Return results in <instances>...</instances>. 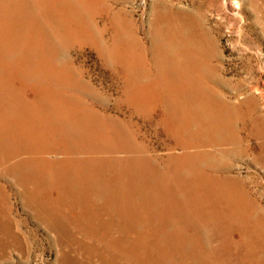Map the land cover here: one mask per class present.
<instances>
[{
	"label": "rangeland",
	"instance_id": "rangeland-1",
	"mask_svg": "<svg viewBox=\"0 0 264 264\" xmlns=\"http://www.w3.org/2000/svg\"><path fill=\"white\" fill-rule=\"evenodd\" d=\"M71 1L73 3H75L76 1L78 2V0H71ZM196 1H199V0H196ZM209 1L210 0H205L204 5L202 6V10L204 11V15H202L203 17L199 16V13L198 14L196 13V15L198 17L196 16V18H194V16H192V17H190L189 20H187V21L185 20V23H187V25H188V32L191 33V36L189 37V39L191 38L193 40V44H194L193 48L194 47L195 48H200L201 50H203L205 48L204 46L202 48V42H203V39H204V35L207 33L206 39L207 38L208 39L206 41H208L207 42L208 45L203 51H210V55H212V58L214 59V60L211 59V63H213V65L216 68L218 66H221L223 68L226 76L231 79V84L229 86H227V87L226 86H222L221 87L222 92L225 94V96L228 99H231V100H233L235 102H240V100H242L244 97H246L249 93L254 95L257 98L256 100H254V102L257 103V107H258V113L257 114L260 115V117H258V118H260V119H261V117L264 118V0H213L212 4H210ZM174 2H175V6L176 7H183L185 9H188V8L191 7V4L193 3V0H175ZM109 3L110 4L112 3L111 13H112V11L114 13H116V15H115L116 16V21L115 22L117 24H119V25L127 22V24H129L131 26V28H129V29H126L127 27H124V29H123L124 31L122 30V32H125L123 34H125L126 38L127 37H128V39L130 37L132 38V37L135 36V34H136V37H139L140 44L138 43L139 44L138 48H136L135 51L132 50L133 52L132 51L128 52V55H127V56H129L128 58H130V60L133 59L132 62H134L136 60V62L138 63V65H137V63L134 62V64L136 65L135 71H137V72L134 73V77H133V75H131L132 78L130 76V79H131L130 82H128L126 80L125 69H124V67L122 65H120L121 63L119 64L117 59L115 60V59H113L111 57H109V59L106 60L107 59L106 58V53H104V54L101 53L103 49L104 50L105 49L106 50H110V46L111 45H109V43L107 44V41L110 42V40H112L113 33H114V30H112V29L111 30L109 29V30H107L106 32L103 33L104 27L106 25H108V22H109L108 13H107L108 11H106L107 7L109 6ZM152 4H153V0H107L106 2H105V0H103V1H100V2L96 3V5H94L95 9L97 7H99L98 9H96L97 11L100 10L102 12V13H100L97 16V18H95V20L93 18L94 16H91L92 15L91 10H90L91 7L89 9H88V7H83L85 10L80 7V12L82 14V19L77 18V22L78 23L80 22L79 23V27H78L80 29L77 28V31H78L77 35L78 36L76 37L75 41H74V38L70 34L62 32L61 28L58 29V31H60V33H62V35H60V34L56 35V33L54 34V30L56 29L55 28L56 22L53 19H51L49 21L46 16H43V14H42L43 13V11H42L43 9H41V7L36 5V6H34V8L31 7L29 9L30 11L32 10L31 11V15L33 17L32 16H28L26 14L25 15L26 17H23V19H21L20 23L22 24V27H20L16 23L13 25V23L11 22V25L13 26V28L11 26V30L12 31H10L9 29L7 31V33H9V38L4 36V34L0 35V71H1L0 72V79L3 82V84L5 86H7L6 88L9 89L7 91V95H10L11 97L13 95V97L11 98V103L10 104H12V105L14 103L17 104V106L15 105V107L13 108V112H12L11 116H25L26 115V116H31L32 117V118L30 117V119H28L29 121L27 122V123L30 122V126L32 127L33 130L35 129L36 136H34V138L32 140V145H34L35 147H40V150L42 149L41 152L44 151L43 153L30 152L31 154L29 153V154H24V155L25 156H31V155L33 156V155H38V154H40V155L44 154L45 157H47V158H49L51 160L52 159H54V160H57V159L58 160H62V159H66V156H70L71 157L72 155H74V156H72L74 159L75 158H78V159L79 158H83V159L86 158L85 160H89L88 161L89 164L92 163V161L90 160V157L94 158V159H98V160L101 159V162L103 164L100 162L99 167H100V169L102 171L100 169H98V170H100L101 172L98 171V170L96 171V174H97L96 179L98 181L97 180L94 181V185L95 184H99V183H103L104 184V181H106V180L109 181V178H107V177L113 176L112 177L113 180L111 179V181H109L110 185L113 186V187L123 186V189H122L123 193L121 192L120 194H117L118 192L117 191L114 192L113 190L109 194H108V192L105 193L104 191H101V190L98 191V192H95V193H92V192L87 193V192L82 191V189H81V191L79 192L78 188H80V187L76 185V186H74L75 189H73V187H71V185H69V184H71L69 182H68L69 184L64 182L66 185H69V186L65 185L64 188L62 187L63 189L61 191H59L57 188H53V189L51 188L50 189V187H48V184L50 182V181H48V175H47V173L43 174V172L41 171V168L39 166L32 165L31 167L30 166L28 167L22 162H17L15 157L18 155V152H15V153H17L16 155H15V153H12L11 151H15V150L12 147H10V146L6 148L8 151L7 150H0V164L2 163L0 165V191L1 190L3 191V192H0V195H1L0 196L1 197L0 198V202H1L0 205L2 206V207L0 206L1 207L0 208V212H1L0 220H1V217H2V220L0 221V223H1V225H0V231H1L0 235L2 234L0 236L1 237L0 238V242L3 241V243H0V255H1L0 256V264H64L62 262V260L60 259V252H61V251L59 252L60 249L63 250L62 252H63L64 256L66 257V260L68 261L66 264H79V263L80 264H83V263L84 264H86V263L90 264L92 262H93L92 264H99V263L103 264V263H101L102 262L101 259H99L100 258L99 255L97 253L93 252L92 249L88 248L89 245H91L93 247H97L98 245H102L103 242H97L98 240L92 238V239H89L90 241L89 240L87 242L85 241L86 243L81 241L84 244L81 243L80 240L82 239V236L84 235V233L80 232L81 230L78 229L76 226L73 227V224L69 223L67 226L70 225V228H73V229L70 230L72 232H74V231L77 232L79 230V234H78V239L79 240H78V242L77 241H73V242H67L66 241L67 243L66 242L65 243L62 242V244H60L59 246H56L57 244L54 242L55 241L54 240V236L52 235V233L54 234L53 230L48 225L39 224L37 222V220L35 221L34 218H33L34 214L31 213L32 210L31 209H27V208H30V207L28 206V204H27V206H28L27 207L23 203L24 201L28 200L27 198H29L30 196L35 197L33 192H35L37 189H39L40 193L39 192L38 193L40 194L41 197L38 196V194L36 193L37 196L40 197L39 198L40 200H44V202L47 205H48V203L45 200H53V199H55L57 197L60 198V196L62 198H64L63 202H61V204L57 203L58 204L57 208H59L60 210L61 209L63 211L66 210V212H68V208L66 207V204L67 203L69 205L73 204L75 206L73 209H74L75 213L78 214L77 210H80L81 208L84 207L83 210L86 209V212H84L82 214L83 216L81 215V218H83V219H81V218L79 219L80 223L81 224L84 223L83 226H85L87 228H90V226H91L90 222H93V224H95V226L97 227V231H98V233H100V236L103 233H109L111 231H112L111 232L112 234H116V233L121 234L122 232L123 233L127 232L128 236H130L129 237L130 241L128 242V245L126 247V249H128L127 250L128 252L130 250L129 249L130 248L129 245L132 244L134 240L143 239V241H141V244L139 245L140 247L138 246V248H140V249L143 248L141 250V253H140L142 257H139V259L142 261V263H138V264H149V263L150 264H161V263L162 264H174V262H175V264H185V263L186 264H198L199 262H200L199 264H223V263L224 264L225 263L226 264H228V263L229 264H231V263L232 264H237V263L238 264H259V263L260 264H264V259L255 254L256 251L249 244L248 240H247L246 243H241V242L237 243V242H235L236 240L239 239L237 228L240 226V224L236 223V220L233 217L234 216V212H235V207H233L234 208V210H233L232 205H233L234 202L232 200H230L228 202L226 201V204L220 205L219 202H218L219 200L217 199V195L215 196L214 193H213V192L216 191V188H217V190L219 188L218 180H220L219 179L220 177H222V178L226 177V179H230V180L233 181V184H232V187H230V190L235 188L237 191L236 190H233V191L242 193L243 197H245V199L248 202V204L250 202V203H253L255 207H258L257 210L255 211V213L253 215H251V221L248 222L246 220V218H248V215H246L247 214L246 213L245 214V216H246L245 220L242 222V224L244 226L241 224V226H243L244 234H246L247 236L250 233L252 235H254L255 228H254V226H252V224L254 225L253 220L256 219L255 221H260L262 219L260 214L264 213V162H263L264 158H263L262 150L259 148L258 142L255 139H253L250 142L247 151L244 152L243 155L242 154L240 155L236 151V148H235L236 144H234L233 141H231L229 138H227L225 136L226 134H230L231 133L232 128H231V126H227L228 127L227 129H223V126H221L222 123L220 121L221 116H208V115H205V116H198L197 117V116H195L196 115L195 111L198 109L197 105L196 106H192L190 104H187V106H185V105H182V104L179 103L178 104V108H177L178 110H177V109L173 108L170 105V103H172V102L169 99L168 100H169L170 103L168 101H166L163 97H160L159 95L151 92V94L153 96L152 98L155 99V100H153L151 97H150V99L147 100L146 98L138 97V94H136L137 91L135 92V90H134V87L137 84V82H139V83H143L144 82L143 84L148 83V81L150 82L155 77V74L159 70H161V68H162V71H163L164 74L173 73L172 72L173 70L171 68V66H172L171 57H173V55H174L173 51L174 50L176 51V47L174 46V42L169 38V34H167L168 30H170V26H169L168 22H163L164 24L162 25V27H160V29L157 28V26H155L156 23L154 22V19H153L154 10H153ZM85 5L88 6V4H85ZM35 8H36V10H35ZM123 9H125V10H123ZM85 11H87V14H83L82 13V12L86 13ZM32 12L35 13V14H33ZM123 13H125V14H123ZM254 13H256V14H254ZM242 15H244V16H242ZM45 17H46V19H45ZM91 17H92L93 20L91 19ZM34 18H36V19H34ZM40 20L42 21V23H40L41 22ZM100 20H102V21H100ZM44 21H46V22L44 23ZM88 22L90 24H92V25H90ZM26 24H27V27H26ZM82 24L84 25V27L86 25V28H89L90 32H86L85 28L82 29L83 28ZM88 24H89L90 27L88 26ZM44 25H46V26H44ZM93 25H94V28H93ZM97 26H98V29H97ZM147 26H148V28H147ZM149 26H150V28H149ZM38 27H39V29H38ZM151 27H153V28H151ZM30 28H32V29H30ZM120 28H121V26H120ZM157 29H159V30H157ZM25 30H26V32H25ZM149 30H150L151 33L149 32ZM166 30H167V33H166ZM81 31L83 32L82 34H81ZM133 33H134V35H131ZM137 34H139V35H137ZM140 35H141V37H140ZM51 36H53V38H55V39H52ZM25 37H27V38H25ZM29 37H31V38L29 39ZM40 37L41 38L43 37L44 39L43 38L41 39ZM136 37H134L132 39L130 38V40L134 42ZM212 37H213V39H212ZM43 40H45V41H43ZM53 40H55V41H53ZM64 40H67V41H64ZM102 40L105 41V42H103ZM136 40H138V39H136ZM180 40L181 41H179V46H181V49H184V51H185V50H189V48H192L191 46H188L189 42H186V39L181 38ZM25 41H26V43H25ZM77 41H78V44H77ZM73 42L75 43V45H74ZM213 42H214V44H213ZM55 43L57 44L56 46H55ZM94 43H96V44H94ZM104 43L107 44V45H105ZM81 44H82L83 48H82ZM205 44H206V42L204 43V45ZM58 45L61 48H59ZM108 45H109V47H108ZM142 45H144V46H142ZM2 47H3V49H2ZM100 47H102V49ZM103 47H105V48H103ZM25 48H26V50H25ZM37 48H38L39 51L37 50ZM53 48H54V50H53ZM9 49L11 50V52H10ZM144 50H145V52H144ZM2 51H3V53H2ZM45 51H47V52H45ZM156 51H158V53ZM103 52H105V51H103ZM31 53H33V54H31ZM136 54H137V56H136ZM160 54H162V55H160ZM27 55H29V56H27ZM48 55H49V57H48ZM53 55H54V57H53ZM104 55H105V57H104ZM153 55H156V58ZM141 56L147 62L144 61L141 58ZM11 57L14 58V59H12ZM63 58L65 60H63ZM156 59L158 60V63H159V66H158L159 68H157V72H156V65H155ZM152 60H154V61H152ZM10 61H11V63H10ZM6 62H8V63H6ZM29 62H31V63H29ZM9 63H10V65H9ZM49 63H50V65H49ZM53 64H54L55 68H56V66L57 67H59V66L63 67L64 66L68 70L70 68L69 71L73 74L74 81L72 80L71 76H68V75H67V79H68V81H71L70 83L74 87L65 88L64 89L65 91L64 90H62V91L64 92V95L68 98V100H70V101L75 103L74 105L71 104L70 101H66L65 102V101H60V100H58V101L49 100L45 96H43V94L40 93V92H42L41 90H43V83H42V81L40 79L41 75L38 72H41L42 70L44 71L45 67L46 68L50 67ZM96 64H97V66H96ZM168 64H170V65H168ZM217 64H218V66H217ZM42 65H44V66H42ZM28 66H29V68L30 67L31 68L29 69ZM113 67H115V68H113ZM118 67H119V69H118ZM151 68H152L153 71L151 70ZM17 69H18V71H17ZM35 70H36V72H35ZM238 70H240V71H238ZM141 72L144 73V74H142ZM148 72H150V73H148ZM239 72H240V74H239ZM2 73H3V75H2ZM9 74H11V75H9ZM91 74H93V75H91ZM149 74H151V76ZM75 75H77V76H75ZM75 78H76V81H75ZM140 78H142V79H140ZM84 79H85V81H84ZM22 80H23V82H22ZM32 80H34V81H32ZM37 80H38V82H37ZM106 80H107V82H106ZM84 82H85V84H84ZM88 82H90V83H88ZM8 83H9V85H8ZM20 83H22V84H20ZM23 84H25V85H23ZM91 84L93 86H91ZM108 84H110V85H108ZM55 87L56 88H54V89H57L60 86H55ZM80 87H81V89H80ZM94 87L97 89L96 91H95ZM240 87H242V88H240ZM215 88H216V85H215ZM59 89H61V88H58V90ZM99 89H100V91H99ZM212 89L211 90L214 91V88H212ZM23 91H26L25 92L26 94ZM32 92L34 93V95H33ZM107 92H108V94H107ZM90 93H92V94H90ZM97 94H99V95H97ZM130 95H132V96L134 95L135 97L132 98V96H130ZM28 99H30V100H28ZM102 99H104V100H102ZM43 100H44V102H43ZM75 101H77V102H75ZM148 101H150V102H148ZM137 102H138L139 105L136 104ZM147 103H149V104H147ZM32 104H34V105H32ZM53 104H56V105L58 104V106L62 109L63 112L61 113V112L55 111V109L52 108V106H51ZM82 105H84L85 107L84 106L82 107ZM212 105H213V103L209 104L208 107H211ZM140 107H142V108L140 109ZM248 108L249 107L247 105V106H245L244 109L248 110ZM74 109L78 110V113L75 114V116L70 113ZM120 109H121V111H120ZM24 110H25V112H24ZM37 110H39V111H37ZM127 110H128V112H127ZM5 111H7V110H4V108L2 106H0V115L1 116H7V115H5ZM31 111H33V112H31ZM51 111H54V112H51ZM55 112H57V113H55ZM103 113H104V115H103ZM150 113L153 114V115H151ZM190 113H191V116L188 115ZM66 114H68V115H66ZM76 115H78L79 117L86 118V126H82L83 124L81 122L75 120L76 119ZM59 116H61V117H59ZM103 116H104V118H103ZM64 117H66V118H64ZM149 117H150V119H149ZM166 117H168V118H166ZM179 117L186 118V120L188 119L189 122H187L184 125V123H182V121L180 120ZM222 117H225V119H226L229 116H222ZM40 118H41V120H40ZM106 119L109 120V121L107 122ZM124 120H125V122H123ZM165 120H166V122H165ZM90 121L92 122L93 126L96 125L94 127V130H95L94 134L93 135L92 134H87L89 136V137L87 136L88 138L85 137L83 139L82 138H78V139L76 138L75 139L73 137L72 133H75V131L76 132L78 131V132L88 133L87 128L92 127V126H89V122ZM50 122H52V124ZM102 123H103V125L104 124L105 125L103 126ZM106 123H108V125ZM119 123L121 125H119ZM123 124H124V127H123ZM141 124H142V126H141ZM115 125H117V126L115 127ZM39 126H41V127H39ZM118 126H119V128H118ZM101 127H103V128H101ZM104 128H105V130H104ZM214 128H215V130H214ZM58 129H60V130H58ZM128 129H129V131H128ZM62 130L63 131L66 130V132L64 131L65 133L62 134V132H61ZM108 130L109 131L111 130V131L109 132ZM58 131H60V132H58ZM99 131H100V133H99ZM122 131H123L124 134L122 133ZM136 132H138V133H136ZM116 133H117V135H116ZM121 133H122V135H121ZM100 136L101 137L103 136V137L100 138ZM118 136H119V139H118ZM52 137H53V139H52ZM105 137H106V139H105ZM38 138H40V140ZM89 138H92V139H90L91 141L89 140ZM115 139H116V141H115ZM163 139H164L165 142H163ZM200 139H202V140H200ZM215 139H217V140H215ZM34 140H35V142H34ZM227 140H229V141H227ZM62 141H63V143H62ZM102 142H104V144ZM75 143H77V144H75ZM253 143H255V144H253ZM87 145H88V147H87ZM66 146H68V147H66ZM83 148L85 149V151H84ZM227 148H228V150H227ZM69 149H70V151H76V153L75 154H71V155H66L65 151L69 150ZM132 149H134V152H133ZM136 149H137L138 152L135 154ZM168 149H170V152H169ZM93 150H94V152H93ZM96 150H98L99 152L96 151ZM110 150H113V151L110 152ZM63 151L65 153L62 154L61 152H63ZM213 151L216 152L217 154L214 153ZM49 152H51V153H49ZM87 152H88V154H87ZM24 155H22V156L25 157ZM168 155H170V156H168ZM13 156H14V158H13ZM113 156H114V158H113ZM141 156H143V157H141ZM119 157H121V158H119ZM138 157H140V159ZM144 157H146V158H144ZM153 157H154V159H153ZM19 158H17V159H19ZM109 159H110V161H109ZM135 159H137V160H135ZM144 161H146L147 163L144 162ZM233 163H235V164H233ZM137 164H138V167H136ZM178 164H180V165H178ZM126 165L128 166V168H127ZM243 165H244V167H243ZM233 166L235 168H233ZM58 167L59 166H55V167L53 166V169L54 168L58 169ZM88 167H89V165L87 166V168ZM21 168H22V170H21ZM107 168L109 169V171H107L108 170ZM230 168H232V169H230ZM2 169H3L4 172L2 171ZM19 169H20V171H19ZM133 170H134V172H133ZM110 171H112V172H110ZM162 171L164 173H166V174H164ZM17 172H19V173L17 174ZM39 172H42V173H39ZM116 172H118V173H116ZM121 172H122V174H121ZM103 173L106 174V175H104ZM109 173H110V175H109ZM159 173H161V175ZM180 174H182L183 176L180 175ZM4 175H6V176H4ZM174 175H175V177H174ZM13 176H14V178H13ZM97 177H99L100 179L97 178ZM181 177H183V178H181ZM35 178H37L38 180L35 179ZM114 179H116V180H114ZM169 179L171 181H169ZM176 180H177V182H176ZM34 181L36 183H39V184L42 183V184L41 185H33L35 183ZM181 181L182 182L184 181V183H182ZM116 182H121L123 184H121L119 186L118 183H116ZM161 182H162V184H161ZM167 182H169V184H170L167 187L169 189L170 188L174 189L173 192L176 193V195L174 197L175 198L178 197V198H176L177 201H179V203L177 205H174L173 202H172L171 206H168L167 202H168L169 195L166 192H169V191L166 190L167 187H165L166 189L162 187L164 185V183H167ZM19 183H20V185H19ZM105 183H107V182H105ZM103 184L100 185V187L102 186L100 189L103 188ZM126 184L127 185L129 184V185L127 186ZM156 184L158 185L157 187H156ZM142 185H143V187H142ZM198 185H199V188H198ZM205 185H207V186H205ZM42 186H43V188H42ZM52 186H54V185H52ZM200 186H202V187H200ZM28 187H30V188H28ZM34 187L35 188L37 187V188L34 190ZM129 187H131V188H129ZM181 187H183V188H181ZM205 187H207L206 189H208L210 191H209L208 196H205V199L202 201V199L199 198V197H201L199 194H201V191ZM134 189H136L139 192H137ZM141 189H142V191L144 193L141 191ZM151 189H153V190H151ZM241 189L244 191V193H243V191H241ZM26 190H27V198L24 196V193H25ZM43 190H44V192H43ZM10 191H12V192H10ZM195 191H197V192H195ZM253 191H254V193H253ZM49 192H51V193H49ZM192 192L196 193L197 195L195 196V194H193ZM218 192H219V190H218ZM219 193L221 194V192H219ZM73 194H74V196H73ZM169 194L171 195L170 196L171 199H173L172 193L169 192ZM245 194L246 195L248 194V195L246 196ZM4 195H5V197H4ZM122 195H124V196H122ZM143 195H144V197H142ZM251 195H253V196L251 197ZM52 196H53V199H52ZM77 196H79V197H77ZM226 196H227V194H226ZM253 197H254V199H253ZM139 198H140V200L142 202L139 200ZM144 198H146V199H144ZM208 198L211 201L210 200L207 201ZM77 200L79 201V204H78ZM160 200H162V201H160ZM189 200L191 201V203H190ZM10 201H11V203H10ZM65 201H67V202H65ZM112 201H114V202H112ZM158 201L160 203H158ZM185 201H187V202H185ZM27 203H28V201H27ZM43 203H41L42 206L46 205L45 203L44 204ZM121 203H125V205L124 206H120ZM182 203H184V204H182ZM105 204H107V205H105ZM127 204H129V205H127ZM194 204H195V206H194ZM256 204H258V206ZM78 205H79V207H78ZM89 205H91V206L93 205L94 207L93 206L91 207ZM97 205L99 207H97ZM160 205H161V207H160ZM201 205H202V207H201ZM163 206L165 207L164 209H163ZM187 206H189V207L187 208ZM116 207H117V209H115ZM138 207H141L143 210L141 208L139 209ZM45 208H47V207L44 206L43 209H45ZM186 208L188 209L187 211H186ZM198 208H200V209H198ZM3 209H5V210L7 209L6 213H5V210L3 211ZM105 209H106V211H105ZM160 209L164 210V211H161ZM212 210H213V212H212ZM118 211H120V212H118ZM199 211H200V213H199ZM246 212H247V210H246ZM145 213H147V214H145ZM149 213H151V214H149ZM188 213H190V214H188ZM215 213H216V215H215ZM118 214L120 216H118ZM193 214H195V215H193ZM93 215H94V217H93ZM140 215L142 216V218H141ZM29 216H31V217H29ZM113 216H114V220H113ZM127 216H128V218H127ZM90 217H91V219H90ZM107 217H108V219H107ZM133 217H134V219H133ZM7 218H10L12 220V223L7 221L6 220ZM156 218H157V220H154ZM162 219L165 221V223H164V221H162ZM222 219H225V220L222 221ZM26 220H27V223L25 222ZM96 220H97V222H96ZM122 220L125 221V222H123ZM3 221H5V222H3ZM17 221H19V223L22 224V228H21L20 232L21 233L23 232L24 234L22 233V235H24V236L21 235L22 238L19 239V240H8V239H6V236H7L6 235V233H7L6 226H7V224H9V225H17L16 224ZM135 221H136V223H135ZM202 221H203V223H202ZM224 221L226 223H224ZM228 221H229V223H228ZM2 223L4 224V226H3ZM88 223H89L90 226H88ZM204 223H205V225H204ZM206 223L207 224L210 223V224L207 225ZM249 223H250V225H249ZM128 224H130V225H128ZM237 224H239L238 227H237ZM134 225H135V227H134ZM138 225H140V226H138ZM46 226H48V229H47ZM206 226H208V227H206ZM31 227H32L33 233L29 232V231H31ZM226 228L228 230H226ZM119 229H120V232H119ZM154 229H155V231H154ZM215 230H216V232H215ZM101 231H103V232H101ZM159 231H160V233H159ZM131 232L132 233L134 232V233L132 234ZM167 233H169L168 234L169 236L166 235ZM204 233H205V236H204ZM216 234H218V235L216 236ZM144 236L147 237V238H145ZM196 236H198L199 238L196 237ZM3 237H5V238H3ZM167 237L169 238L170 241L168 240ZM184 237H186V238H184ZM40 238H41V240H40ZM43 238L45 239V241H44ZM156 238H157V240H155ZM177 239H179V240H177ZM28 240H29V243H28ZM39 240H40V242H39ZM163 240H164V242H163ZM206 240H207V242H206ZM147 241H148L149 244L147 243ZM167 241H169L171 244H169V242H167ZM205 242H206V244H205ZM30 243H32V244H30ZM197 243H199V244H197ZM70 244H71V247H66L67 245L70 246ZM145 244L151 246L152 248L151 247L147 248ZM158 245H159V247H158ZM168 245H170V246H168ZM6 246H7V248H6ZM26 246H28V250L26 249L27 248ZM15 247H16V249H15ZM75 247H76V249H75ZM144 247H145V249H144ZM178 248H180V249H178ZM190 248H192L193 250H191ZM126 249H124L123 251L127 252ZM202 249H204L205 251L202 250ZM29 250H30V252H29ZM79 250L80 251L82 250V251L80 252ZM152 250H153V252H152ZM180 250H182V251H180ZM211 251H213V252H211ZM233 251H234V253H233ZM150 252H151V254H150ZM67 253L70 254V255H68ZM90 253H91V255H90ZM183 253H185V254H183ZM188 253L190 255H188ZM193 255H194V257H193ZM220 255L221 256L225 255L226 259L224 258V256L221 257ZM94 256H96V257H94ZM145 256H146V258H145ZM163 256H164V258H163ZM61 257L63 258V255ZM157 257H159V258H157ZM170 257H171V259H170ZM174 257H176V258H174ZM188 257H190V258H188ZM213 257H215V258H213ZM229 257H231V258L229 259ZM91 258H93L95 261L93 259H91ZM180 258H183V259H180ZM218 258H220V259H218ZM97 259H98L99 262H97ZM127 259H129V261H132L133 264L134 263L137 264V260H139L138 258L136 260L135 257H131V258L129 257ZM208 259H210V260H208ZM237 259H239V260H237ZM186 260H187V262H185ZM229 260H230V262H229ZM258 260L259 261L261 260V261L259 262ZM69 261H71V262H69ZM125 261H127V260H125ZM145 261H146V263H145ZM215 261H217V262H215Z\"/></svg>",
	"mask_w": 264,
	"mask_h": 264
},
{
	"label": "bare ground",
	"instance_id": "bare-ground-1",
	"mask_svg": "<svg viewBox=\"0 0 264 264\" xmlns=\"http://www.w3.org/2000/svg\"><path fill=\"white\" fill-rule=\"evenodd\" d=\"M100 1H103V0H78V2L76 1H74L75 3H73L71 0H0V35H3L4 34V36H6V37H8L9 38V33H7V31H8V29L10 30V31H12L11 30V22L13 23V25L16 23V24H18L20 27H22V24L20 23L21 22V19H23V17H26L25 15L27 14L28 16H32L31 15V11L29 10L31 7L32 8H34V6H36V5H38L39 7H41V9H43L42 11H43V16H46L47 17V19L50 21L51 19H53L55 22H56V25H55V30H54V34L56 33V35L58 34H60V35H62V33H60V31H58V29H62V32H65V33H68V34H70L73 38H74V41H75V39H76V37L78 36L77 35V28L79 27V23L77 22V18H79V19H82V14H81V12H80V7L81 8H83V7H88V9L91 7V13H92V15L91 16H94L93 18H94V20H95V18H97V16L100 14V13H102L100 10H96V9H98L99 7H97L96 9H95V7H94V5H96V3H98V2H100ZM107 0H105V2H106ZM175 0H153V4H152V6H153V10H154V14H153V19H154V22L156 23V25L155 26H157V28H159L160 29V27H162V25L164 24L163 22H168L169 23V26H170V30H168V33H167V30H166V33L167 34H169V38L174 42V46L176 47V51L174 50L173 51V57H171V59H172V66H171V68H172V72L173 73H168V74H164L163 73V71H162V68H161V70H159L158 72H157V68H159L158 66H159V63H158V60L156 59V61H155V65H156V74H155V77L153 78V80H151L150 82L148 81V83H146V84H143V83H139V82H137V84L135 85V87H134V90H135V92H136V94H138V97H140V98H146L147 100L148 99H150V97L152 98L153 96H152V94H151V92L152 93H155V94H157V95H159L160 97H163L166 101H168L169 102V100L172 102V103H170V105L173 107V108H175V109H177L178 108V104L180 103V104H182V105H185V106H187V104H190V105H192V106H196L197 105V107H198V109L195 111V116H205V115H208V116H221V118H220V121H221V123H222V125L221 126H223V129H227L228 127L227 126H231V128H232V131H231V133L230 134H226L225 136L227 137V138H229L231 141H233V143L234 144H236V151L241 155H243V153L244 152H246L247 151V149H248V147H249V144H250V142L253 140V139H255L257 142H258V144H259V148L262 150V153H263V158H264V118H262L261 117V119L260 118H258V117H260V115L259 114H257L258 113V107H257V103H255L254 102V100H256L257 98L254 96V95H252V94H248L246 97H244L242 100H240V102H235V101H233V100H231V99H228L226 96H225V94L222 92V90H221V87L222 86H229L230 84H231V79L230 78H228L227 76H226V74H225V72H224V70H223V68L221 67V66H218V64H217V68L213 65V63H211V59H213L212 58V55H210V51H203L206 47H207V42L208 41H206L207 39H206V35H207V33L204 35V39H203V42H202V48H203V46L205 47L203 50H201L200 48H193V46H194V44H193V40L190 38L189 39V37L191 36V33H189L188 32V25H187V23H185V20L187 21V20H189L190 19V17H192V16H194V18H196V13L198 14L199 13V16H201V17H203L202 15H204V11L202 10V6L204 5V3H205V0H199V1H196V0H193V3L191 4V7L190 8H188V9H185V8H183V7H176L175 6V2H174ZM109 2V1H108ZM116 2V1H115ZM210 2V4H212L213 3V0H210L209 1ZM239 2V1H238ZM103 3V2H102ZM259 3V2H258ZM85 4H88V6H86ZM250 6V5H249ZM114 7V6H113ZM123 7V6H122ZM111 8H112V3L110 4L109 3V6L107 7V9H106V11H108L107 13H108V19H109V22H108V25H106L105 27H104V29H103V33L104 32H106L107 30H114V33H113V37H112V40H110V42L109 41H107V44L109 43V45H111L110 46V50H102V54H104V53H106V60H108L109 59V57H111V58H113V59H117L118 60V62H119V64L120 65H122L123 67H124V69H125V73H126V80L128 81V82H130L131 81V79H130V76L131 75H133V77H134V73L135 72H137V71H135V68H136V65L134 64V62H136V60L134 61V62H132V60H130V58H128L129 56H127L128 55V52H130V51H132V50H136V48H138V45L140 44V41H139V37H136V34H135V36L134 37H136V39H138V40H134V42L133 41H131L130 40V38L128 39V37L126 38V36H125V34H123V33H125V32H122V30L124 29V27H127L126 29H129V28H131V26L129 25V24H127V22H125V23H123V24H121V25H119V24H117L115 21H116V13H114L113 11H112V13H111ZM121 8V7H120ZM126 8V7H125ZM249 8V7H248ZM84 9V8H83ZM35 10H36V8H35ZM85 10V9H84ZM83 10V11H84ZM103 10V9H102ZM120 10V9H119ZM123 10H125V9H123ZM117 11V10H116ZM254 11V10H253ZM39 12V11H38ZM86 13H84V12H82L83 14H87V11H85ZM90 12V11H89ZM105 12V11H104ZM126 12V11H125ZM255 12V11H254ZM33 13V12H32ZM33 14H35V13H33ZM105 14V13H104ZM123 14H125V13H123ZM254 14H256V13H254ZM263 14V13H262ZM38 15V14H37ZM40 16V15H39ZM104 16V15H103ZM242 16H244V15H242ZM256 16V15H255ZM33 17V16H32ZM46 17H45V19H46ZM85 17V16H84ZM152 17V16H151ZM198 17V16H197ZM87 18V17H86ZM89 18V17H88ZM125 18V17H124ZM127 18V17H126ZM34 19H36V18H34ZM39 19V18H38ZM91 19H92V17H91ZM130 19V18H129ZM128 19V20H129ZM150 19V18H149ZM44 20V19H43ZM93 20V19H92ZM23 21V20H22ZM27 21V20H26ZM41 21V20H40ZM89 21V20H88ZM91 21V20H90ZM100 21H102V20H100ZM132 21V20H131ZM255 21V20H254ZM31 22V21H30ZM34 22V21H33ZM46 21H44V23H45ZM94 22V21H93ZM96 22V21H95ZM98 22V21H97ZM149 22V21H148ZM37 23V22H36ZM40 23H42V21L40 22ZM85 23V22H84ZM83 23V24H84ZM87 23V22H86ZM89 23V22H88ZM92 23V22H91ZM167 23V24H168ZM247 23V22H246ZM29 24V23H28ZM31 24V23H30ZM82 24V25H83ZM90 24V23H89ZM89 24H88V26H89ZM154 24V23H153ZM48 25V24H47ZM90 25H92V24H90ZM96 25V24H95ZM134 25V24H133ZM39 26V25H38ZM44 26H46V25H44ZM51 26V25H50ZM120 26H121V28H120ZM194 26V25H193ZM209 26V25H208ZM26 27H27V24H26ZM25 27V28H26ZM33 27V26H32ZM83 28L82 29H86L85 31L86 32H90V29L89 28H86V25H85V27H84V25L82 26ZM90 27V26H89ZM92 27V26H91ZM135 27V26H134ZM165 27V26H164ZM192 27V26H191ZM195 27V26H194ZM12 28H13V26H12ZM93 28H94V25H93ZM100 28V27H99ZM147 28H148V26H147ZM149 28H150V26H149ZM151 28H153V27H151ZM261 28V27H260ZM30 29H32V28H30ZM38 29H39V27H38ZM78 29H80V28H78ZM97 29H98V26H97ZM125 29V30H126ZM159 29H157V30H159ZM190 29V28H189ZM24 30V29H23ZM35 30V29H34ZM133 30V29H132ZM139 30V29H138ZM148 30V29H147ZM214 30V29H213ZM252 30V29H251ZM33 31V30H32ZM39 31V30H38ZM83 31V30H82ZM81 31V34L83 33ZM96 31V30H95ZM124 31V30H123ZM209 31V30H208ZM25 32H26V30H25ZM24 32V33H25ZM45 32V31H44ZM102 32V31H101ZM110 32V31H109ZM149 32H150V30H149ZM154 32V31H153ZM191 32V31H190ZM204 32V31H203ZM46 33V32H45ZM49 33V32H48ZM99 33V32H98ZM151 33V32H150ZM161 33V32H160ZM211 33V32H210ZM23 34V33H22ZM21 34V35H22ZM53 34V35H54ZM140 34V33H139ZM139 34H137V35H139ZM257 34V33H256ZM33 35V34H32ZM55 35V36H56ZM91 35V34H90ZM101 35V34H100ZM131 35H134V33L133 34H131ZM147 35V34H146ZM211 35V34H210ZM29 36V35H28ZM41 36V35H40ZM50 36V35H49ZM48 36V37H49ZM65 36V35H64ZM68 36V35H67ZM95 36V35H94ZM148 36V35H147ZM33 37V36H32ZM52 37V39H55V38H53V36H51ZM86 37V36H85ZM89 37V36H88ZM134 37H132V38H134ZM140 37H141V35H140ZM157 37V36H156ZM25 38H27V37H25ZM31 37H29V39H30ZM34 38V37H33ZM36 38V37H35ZM41 38V37H40ZM43 38V37H42ZM41 38V39H42ZM68 38V37H67ZM90 38V37H89ZM131 38V39H132ZM181 38H184V39H186V42H189V45L188 46H191L192 48H189V50H185L184 51V49H181V46H179V41H181L180 39ZM44 39V38H43ZM47 39V38H46ZM45 39V40H46ZM51 39V40H52ZM79 39V38H78ZM92 39V38H91ZM95 39V38H94ZM100 39V38H99ZM105 39V38H104ZM103 39V40H104ZM109 39V38H108ZM107 39V40H108ZM194 39V38H193ZM212 39H213V37H212ZM33 40V39H32ZM40 40V39H39ZM45 40H43V41H45ZM80 40V39H79ZM102 40V41H103ZM143 40V39H142ZM149 40V39H148ZM155 40V39H154ZM250 40V39H249ZM31 41V40H30ZM53 41H55V40H53ZM52 41V42H53ZM64 41H67V40H64ZM73 41V40H72ZM94 41V40H93ZM37 42V41H36ZM42 42V41H41ZM49 42V41H48ZM47 42V43H48ZM89 42V41H88ZM91 42V41H90ZM103 42H105V41H103ZM152 42V41H151ZM155 42V41H154ZM163 42V41H162ZM184 42V41H183ZM196 42V41H195ZM199 42V41H198ZM206 42V44L204 45V43ZM249 42V41H248ZM25 43H26V41H25ZM30 43V42H29ZM33 43V42H32ZM74 43V42H73ZM139 43V44H138ZM182 43V42H181ZM210 43V42H209ZM212 43V42H211ZM61 44V43H60ZM63 44V43H62ZM72 44V43H71ZM77 44H78V41H77ZM92 44V43H91ZM94 44H96V43H94ZM98 44V43H97ZM103 44V43H102ZM105 44V43H104ZM107 44H105V45H107ZM156 44V43H155ZM186 44V43H185ZM213 44H214V42H213ZM256 44V43H255ZM8 45V44H7ZM27 45V44H26ZM34 45V44H33ZM42 45V44H41ZM51 45V44H50ZM57 44L55 43V46H56ZM74 45H75V43H74ZM109 45H108V47H109ZM154 45V44H153ZM158 45V44H157ZM23 46V45H22ZM28 46V45H27ZM30 46V45H29ZM45 46V45H44ZM52 46V45H51ZM81 46H82V44H81ZM85 46V45H84ZM93 46V45H92ZM142 46H144V45H142ZM163 46V45H162ZM170 46V45H169ZM199 46V45H198ZM18 47V46H17ZM21 47V46H20ZM43 47V46H42ZM47 47V46H46ZM45 47V48H46ZM58 47H59V45H58ZM68 47V46H67ZM147 47V46H146ZM154 47V46H153ZM187 47V46H186ZM5 48V47H4ZM31 48V47H30ZM34 48V47H33ZM44 48V47H43ZM50 48V47H49ZM59 48H61V47H59ZM69 48V47H68ZM71 48V47H70ZM82 48H83V46H82ZM88 48V47H87ZM101 49H102V47H100ZM103 48H105V47H103ZM145 48V47H144ZM155 48V47H154ZM153 48V49H154ZM160 48V47H159ZM172 48V47H171ZM170 48V49H171ZM210 48V47H209ZM208 48V49H209ZM215 48V47H214ZM217 48V47H216ZM248 48V47H247ZM2 49H3V47H2ZM8 49V48H7ZM17 49V48H16ZM22 49V48H21ZM36 49V48H35ZM164 49V48H163ZM213 49V48H212ZM220 49V48H219ZM10 50V49H9ZM25 50H26V48H25ZM24 50V51H25ZM37 50H38V48H37ZM52 50V49H51ZM53 50H54V48H53ZM58 50V49H57ZM89 50V49H88ZM146 50V49H145ZM145 50H144V52H145ZM160 50V49H159ZM165 50V49H164ZM39 51V50H38ZM41 51V50H40ZM64 51V50H63ZM103 51H105V52H103ZM143 51V50H142ZM150 51V50H149ZM10 52H11V50H10ZM18 52V51H17ZM31 52V51H30ZM37 52V51H36ZM45 52H47V51H45ZM61 52V51H60ZM133 52V51H132ZM138 52V51H137ZM141 52V51H140ZM153 52V51H152ZM157 53H158V51H156ZM2 53H3V51H2ZM1 53V54H2ZM27 53V52H26ZM56 53V52H55ZM168 53V52H167ZM170 53V52H169ZM6 54V53H5ZM19 54V53H18ZM24 54V53H23ZM31 54H33V53H31ZM51 54V53H50ZM54 54V53H53ZM57 54V53H56ZM76 54V53H75ZM85 54V53H84ZM156 54V53H155ZM245 54V53H244ZM52 55V54H51ZM143 55V54H142ZM146 55V54H145ZM160 55H162V54H160ZM165 55V54H164ZM9 56V55H8ZM11 56V55H10ZM26 56V55H25ZM27 56H29V55H27ZM60 56V55H59ZM70 56V55H69ZM68 56V57H69ZM136 56H137V54H136ZM148 56V55H147ZM155 58H156V55H153ZM152 56V57H153ZM6 57V56H5ZM38 57V56H37ZM40 57V56H39ZM44 57V56H43ZM48 57H49V55H48ZM53 57H54V55H53ZM67 57V58H68ZM81 57V56H80ZM104 57H105V55H104ZM151 57V56H150ZM221 57V56H220ZM12 58V57H11ZM35 58V57H34ZM56 58V57H55ZM66 58V59H67ZM135 58V57H134ZM140 58V57H139ZM141 58H142V56H141ZM253 58V57H252ZM12 59H14V58H12ZM22 59V58H21ZM38 59V58H37ZM47 59V58H46ZM45 59V60H46ZM57 59V58H56ZM59 59V58H58ZM75 59V58H74ZM143 59V58H142ZM152 59V58H151ZM161 59V58H160ZM170 59V60H171ZM227 59V58H226ZM2 60V59H1ZM20 60V59H19ZM55 60V59H54ZM60 60V59H59ZM63 60H65L64 58H63ZM62 60V61H63ZM144 60V59H143ZM167 60V59H166ZM214 60V59H213ZM5 61V60H4ZM8 61V60H7ZM13 61V60H12ZM61 61V62H62ZM69 61V60H68ZM144 61H146V60H144ZM152 61H154V60H152ZM161 61V60H160ZM247 61V60H246ZM32 62V61H31ZM31 62H29V63H31ZM57 62V61H56ZM72 62V61H71ZM117 62V63H118ZM147 62V61H146ZM168 62V61H167ZM6 63H8V62H6ZM5 63V64H6ZM10 63H11V61H10ZM10 63H9V65H10ZM21 63V62H20ZM35 63V62H34ZM103 63V62H102ZM114 63V62H113ZM116 63V62H115ZM137 63V62H136ZM163 63V62H162ZM169 63V62H168ZM228 63V62H227ZM243 63V62H242ZM2 64V63H1ZM4 64V65H5ZM37 64V63H36ZM44 64V63H43ZM52 64V63H51ZM66 64V63H65ZM64 64V65H65ZM140 64V63H139ZM154 64V63H153ZM167 64V63H166ZM216 64V63H215ZM8 65V66H9ZM21 65V64H20ZM49 65H50V63H49ZM87 65V64H86ZM137 65H138V63H137ZM164 65V64H163ZM168 65H170V64H168ZM220 65V64H219ZM15 66V65H14ZM31 66V65H30ZM42 66H44V65H42ZM59 66V65H58ZM96 66H97V64H96ZM166 66V65H165ZM13 67V66H12ZM27 67V66H26ZM39 67V66H38ZM60 67V68H59ZM59 67H57L56 66V68L54 67V64L53 65H51L50 67H45V69H44V71L42 70L41 72H38L40 75H41V81H42V83H43V90H41L42 92H40L41 94H43V96H45L47 99H49V100H56V101H58V100H60V101H70V100H68V98L64 95V92L62 91V90H64L65 88H69V87H74L70 82L71 81H68V79H67V75L68 76H71V78H72V80L74 81V79H73V74L69 71L70 70V68H69V70L66 68V67H61V66H59ZM73 67V66H72ZM85 67V66H84ZM145 67V66H144ZM149 67V66H148ZM168 67V66H167ZM166 67V68H167ZM234 67V66H233ZM236 67V66H235ZM9 68V67H8ZM14 68V67H13ZM28 68H29V66H28ZM31 68V67H30ZM29 68V69H30ZM75 68V67H74ZM113 68H115V67H113ZM138 68V67H137ZM170 68V69H171ZM3 69V68H2ZM6 69V68H5ZM11 69V68H10ZM118 69H119V67H118ZM147 69V68H146ZM145 69V70H146ZM235 69V68H234ZM111 70V69H110ZM151 70H152V68H151ZM165 70V69H164ZM168 70V69H167ZM12 71V70H11ZM15 71V70H14ZM17 71H18V69H17ZM30 71V70H29ZM39 71V70H38ZM77 71V70H76ZM75 71V72H76ZM84 71V70H83ZM86 71V70H85ZM115 71V70H114ZM124 71V70H123ZM143 71V70H142ZM153 71V70H152ZM238 71H240V70H238ZM237 71V72H238ZM1 72V71H0ZM34 72V71H33ZM35 72H36V70H35ZM78 72V71H77ZM76 72V73H77ZM81 72V71H80ZM100 72V71H99ZM236 72V71H235ZM7 73V72H6ZM74 73V72H73ZM75 73V74H76ZM79 73V72H78ZM142 73V72H141ZM148 73H150V72H148ZM234 73V72H233ZM31 74V73H30ZM29 74V75H30ZM87 74V73H86ZM105 74V73H104ZM123 74V73H122ZM142 74H144V73H142ZM239 74H240V72H239ZM2 75H3V73H2ZM9 75H11V74H9ZM19 75V74H18ZM39 75V76H40ZM80 75V74H79ZM91 75H93V74H91ZM150 76H151V74H149ZM5 76V75H4ZM34 76V75H33ZM75 76H77V75H75ZM84 76V75H83ZM136 76V75H135ZM139 76V75H138ZM145 76V75H144ZM2 77V76H1ZM79 77V76H78ZM4 78V77H3ZM2 78V79H3ZM13 78V77H12ZM15 78V77H14ZM23 78V77H22ZM38 78V77H37ZM106 78V77H105ZM114 78V77H113ZM131 78H132V76H131ZM137 78V77H136ZM5 79V78H4ZM108 79V78H107ZM122 79V78H121ZM140 79H142V78H140ZM24 80V79H23ZM23 80H22V82H23ZM78 80V79H77ZM6 81V80H5ZM11 81V80H10ZM21 81V80H20ZM32 81H34V80H32ZM40 81V80H39ZM75 81H76V78H75ZM84 81H85V79H84ZM89 81V80H88ZM97 81V80H96ZM134 81V80H133ZM142 81V80H141ZM8 82V81H7ZM37 82H38V80H37ZM92 82V81H91ZM94 82V81H93ZM106 82H107V80H106ZM113 82V81H112ZM122 82V81H121ZM11 83V82H10ZM14 83V82H13ZM19 83V82H18ZM28 83V82H27ZM26 83V84H27ZM76 83V82H75ZM88 83H90V82H88ZM116 83V82H115ZM12 84V83H11ZM20 84H22V83H20ZM36 84V83H35ZM84 84H85V82H84ZM249 84V83H248ZM8 85H9V83H8ZM18 85V84H17ZM23 85H25V84H23ZM75 85V84H74ZM108 85H110V84H108ZM132 85V84H131ZM215 85H216V88H215ZM13 86V85H12ZM19 86V85H18ZM31 86V85H30ZM39 86V85H38ZM55 86H60V87H58V88H61V89H59L58 90V88L57 89H54V88H56ZM80 86V85H79ZM89 86V85H88ZM91 86H93L92 84H91ZM96 86V85H95ZM128 86V85H127ZM7 86H5L4 84H3V82L1 81V79H0V106H2L3 108H4V110H7V111H5V115H7V116H1L0 115V150H7L6 148L7 147H12L15 151H11L12 153H15V152H18V155L15 157V159H16V161L17 162H22V163H24L26 166H32V165H36V166H39L40 168H41V171L43 172V174H46L47 173V175H48V181H50L49 182V184H48V187H50V189L52 188H57L59 191H61L63 188H64V186L66 185L64 182H66L67 184H69V183H71V184H69V185H71V187H73V189H75V187L74 186H79L80 188H78V191L80 192L81 191V189H82V191H84V192H87V193H90V192H92V193H95V192H98V191H104L105 193L106 192H108V194L109 193H111L112 192V190L114 191V192H118L117 194H120L121 192H122V189H123V186H120L121 184H123V183H121V182H116V183H118V185L120 186V187H113V186H111L110 185V183H109V181H111V179H112V177L113 176H111V177H107V178H109V181H104V184L103 183H99V184H95L94 185V181H96L97 179H96V176H97V174H96V171L98 170V169H100V167H99V164H100V162H101V159L100 160H98V159H94V158H91L90 157V160L92 161V163L91 164H89L88 163V161L89 160H85L86 158H73L72 156H74V155H72L71 157L70 156H66V159H62V160H54V159H49V158H47V157H45L44 156V154L43 155H40V154H38V155H31V156H25L24 154H29L30 152H38V153H43V152H41V150H40V147H35L34 145H32V140H33V138H34V136H36V134H35V129L33 130L32 129V127L30 126V122L29 123H27L29 120L28 119H30V117L31 116H11L12 115V112H13V108L15 107V105L17 106V104H10L11 103V98L13 97V95H12V97L10 96V95H7V91L9 90V89H7L6 88ZM21 87V86H20ZM32 87V86H31ZM115 87V86H114ZM25 88V87H24ZM33 88V87H32ZM83 88V87H82ZM95 88V87H94ZM212 88H214V91H212L213 89ZM240 88H242V87H240ZM71 89V88H70ZM79 89V88H78ZM80 89H81V87H80ZM85 89V88H84ZM91 89V88H90ZM129 89V88H128ZM212 89V90H211ZM32 90V89H31ZM30 90V91H31ZM75 90V89H74ZM73 90V91H74ZM97 89L95 88V91H96ZM122 90V89H121ZM36 91V90H35ZM65 91V90H64ZM80 91V90H79ZM88 91V90H87ZM90 91V90H89ZM99 91H100V89H99ZM19 92V91H18ZM24 93L26 92V91H23ZM34 92V91H33ZM32 92V93H33ZM37 92V91H36ZM81 92V91H80ZM92 92V91H91ZM123 92V91H122ZM132 92V91H131ZM35 93V92H34ZM34 93H33V95H34ZM68 93V92H67ZM71 93V92H70ZM82 93V92H81ZM99 93V92H98ZM125 93V92H124ZM129 93V92H128ZM133 93V92H132ZM247 93V92H246ZM21 94V93H20ZM26 94V93H25ZM36 94V93H35ZM74 94V93H73ZM90 94H92V93H90ZM102 94V93H101ZM100 94V95H101ZM107 94H108V92H107ZM69 95V94H68ZM89 95V94H88ZM97 95H99V94H97ZM239 95V94H238ZM18 96V95H17ZM20 96V95H19ZM42 96V95H41ZM71 96V95H70ZM130 96H132V95H130ZM167 96V97H166ZM76 97V96H75ZM80 97V96H79ZM90 97V96H89ZM98 97V96H97ZM103 97V96H102ZM133 97H135L134 95L132 96V98ZM155 97V96H154ZM159 97V98H160ZM15 98V97H14ZM21 98V97H20ZM28 98V97H27ZM45 98V99H46ZM129 98V97H128ZM131 98V97H130ZM183 98V99H182ZM37 99V98H36ZM35 99V100H36ZM126 99V98H125ZM124 99V100H125ZM138 99V98H137ZM153 99V98H152ZM169 99V100H168ZM28 100H30V99H28ZM33 100V99H32ZM84 100V99H83ZM86 100V99H85ZM102 100H104V99H102ZM132 100V99H131ZM153 100H155V99H153ZM152 100V101H153ZM15 101V100H14ZM17 101V100H16ZM89 101V100H88ZM87 101V102H88ZM123 101V100H122ZM126 101V100H125ZM136 101V100H135ZM151 101V100H150ZM150 101H148V102H150ZM40 102V101H39ZM43 102H44V100H43ZM55 102V101H54ZM71 102V104H75L74 102H72V101H70ZM75 102H77V101H75ZM90 102V101H89ZM128 102V101H127ZM155 102V101H154ZM159 102V101H158ZM25 103V102H24ZM41 103V102H40ZM111 103V102H110ZM131 103V102H130ZM129 103V104H130ZM157 103V102H156ZM206 103V104H205ZM213 103V105L211 106V107H208L209 106V104H212ZM20 104V103H19ZM50 104V103H49ZM69 104V103H68ZM104 104V103H103ZM106 104V103H105ZM126 104V103H125ZM135 104V103H134ZM136 104H138V102L136 103ZM142 104V103H141ZM145 104V103H144ZM147 104H149V103H147ZM152 104V103H151ZM32 105H34V104H32ZM37 105V104H36ZM61 105V104H60ZM123 105V104H122ZM131 105V104H130ZM129 105V106H130ZM139 105V104H138ZM153 105V104H152ZM169 105V106H170ZM248 105V110H245L244 108H245V106H247ZM49 106V105H48ZM52 106V108H54L55 109V111H57V112H63L62 111V109L58 106V104L56 105V104H53V105H51ZM84 105H82V107H83ZM87 106V105H86ZM89 106V105H88ZM150 106V105H149ZM19 107V106H18ZM21 107V106H20ZM40 107V106H39ZM85 107V106H84ZM93 107V106H92ZM36 108V107H35ZM69 108V107H68ZM142 107H140V109H141ZM146 108V107H145ZM153 108V107H152ZM171 108V107H170ZM184 108V107H183ZM41 109V108H40ZM49 109V108H48ZM88 109V108H87ZM144 109V108H143ZM142 109V110H143ZM163 109V108H162ZM161 109V110H162ZM43 110V109H42ZM82 110V109H81ZM145 110V109H144ZM157 110V109H156ZM170 110V109H169ZM178 110V109H177ZM16 111V110H15ZM36 111V110H35ZM37 111H39V110H37ZM47 111V110H46ZM120 111H121V109H120ZM123 111V110H122ZM175 111V110H174ZM2 112V111H1ZM24 112H25V110H24ZM31 112H33V111H31ZM48 112V111H47ZM51 112H54V111H51ZM57 112H55V113H57ZM68 112V111H67ZM127 112H128V110H127ZM164 112V111H163ZM173 112V111H172ZM72 115H74L75 116V114H77L78 113V110L77 109H74L72 112H70ZM87 113V112H86ZM97 113V112H96ZM149 113V112H148ZM154 113V112H153ZM176 113V112H175ZM193 113V112H192ZM29 114V113H28ZM47 114V113H46ZM45 114V115H46ZM50 114V113H49ZM83 114V113H82ZM90 114V113H89ZM101 114V113H100ZM122 114V113H121ZM143 114V113H142ZM146 114V113H145ZM151 114V113H150ZM149 114V115H150ZM172 114V113H171ZM177 114V113H176ZM38 115V114H37ZM43 115V114H42ZM61 115V114H60ZM66 115H68V114H66ZM84 115V114H83ZM103 115H104V113H103ZM116 115V114H115ZM151 115H153V114H151ZM158 115V114H157ZM173 115V114H172ZM188 115H190L191 116V113L190 114H188ZM263 115V114H262ZM71 116V115H70ZM85 116V115H84ZM90 116V115H89ZM88 116V117H89ZM142 116V115H141ZM146 116V115H145ZM167 116V115H166ZM222 116H229V117H227L226 119H225V117H222ZM59 117H61V116H59ZM86 117V116H85ZM91 117V116H90ZM94 117V116H93ZM97 117V116H96ZM102 117V116H101ZM110 117V116H109ZM117 117V116H116ZM115 117V118H116ZM119 117V116H118ZM127 117V116H126ZM143 117V116H142ZM32 118V117H31ZM36 118V117H35ZM48 118V117H47ZM50 118V117H49ZM64 118H66V117H64ZM103 118H104V116H103ZM112 118V117H111ZM114 118V119H115ZM139 118V117H138ZM157 118V117H156ZM159 118V117H158ZM166 118H168V117H166ZM176 118V117H175ZM180 118V120L182 121V123H184V125L187 123V122H189V120L187 119L186 120V118H182V117H179ZM178 118V119H179ZM204 118V117H203ZM207 118V117H206ZM71 119V118H70ZM95 119V118H94ZM101 119V118H100ZM108 119V118H107ZM106 119V120H107ZM117 119V118H116ZM149 119H150V117H149ZM154 119V118H153ZM190 119V118H189ZM40 120H41V118H40ZM50 120V119H49ZM75 120H77V121H79V122H81L83 125L82 126H86V118H83V117H79L78 115H76V119ZM89 120V119H88ZM113 120V119H112ZM121 120V119H120ZM202 120V119H201ZM213 120V119H212ZM35 121V120H34ZM47 121V120H46ZM56 121V120H55ZM101 121V120H100ZM109 120H107V122H108ZM136 121V120H135ZM157 121V120H156ZM206 121V120H205ZM40 122V121H39ZM115 122V121H114ZM117 122V121H116ZM123 122H125V120L123 121ZM130 122V121H129ZM155 122V121H154ZM165 122H166V120H165ZM217 122V121H216ZM51 124H52V122H50ZM76 123V122H75ZM80 123V124H81ZM121 123V122H120ZM119 123V125H121ZM135 123V122H134ZM141 123V122H140ZM147 123V122H146ZM201 123V122H200ZM208 123V122H207ZM211 123V122H210ZM220 123V122H219ZM218 123V124H219ZM33 124V123H32ZM49 124V123H48ZM96 124V123H95ZM107 125H108V123H106ZM125 124V123H124ZM124 124H123V127H124ZM166 124V123H165ZM171 124V123H170ZM76 125V124H75ZM102 125H103V123H102ZM105 125V124H104ZM103 125V126H104ZM114 125V124H113ZM112 125V126H113ZM168 125V124H167ZM207 125V124H206ZM35 126V125H34ZM45 126V125H44ZM52 126V125H51ZM57 126V125H56ZM89 126H92V127H90V128H87V130H88V133H85V132H76L75 131V133H72L73 134V137L76 139H78V138H85V137H87L88 135L87 134H94V132H95V130H94V127L96 126H93V124H92V122L90 121L89 122ZM99 126V125H98ZM111 126V127H112ZM117 125H115V127H116ZM128 126V125H127ZM141 126H142V124H141ZM164 126V125H163ZM169 126V125H168ZM171 126V125H170ZM176 126V125H175ZM217 126V125H216ZM39 127H41V126H39ZM79 127V126H78ZM56 128V127H55ZM101 128H103V127H101ZM118 128H119V126H118ZM133 128V127H132ZM145 128V127H144ZM166 128V127H165ZM37 129V128H36ZM42 129V128H41ZM57 129V128H56ZM63 129V128H62ZM82 129V128H81ZM110 129V128H109ZM115 129V128H114ZM136 129V128H135ZM139 129V128H138ZM159 129V128H158ZM169 129V128H168ZM58 130H60V129H58ZM68 130V129H67ZM83 130V129H82ZM100 130V129H99ZM104 130H105V128H104ZM113 130V129H112ZM117 130V129H116ZM131 130V129H130ZM134 130V129H133ZM140 130V129H139ZM161 130V129H160ZM163 130V129H162ZM214 130H215V128H214ZM217 130V129H216ZM44 131V130H43ZM65 132H66V130H64ZM63 130L61 131L62 132V134L63 133H65ZM85 131V130H84ZM109 131V130H108ZM111 131V130H110ZM109 131V132H110ZM128 131H129V129H128ZM135 131V130H134ZM164 131V130H163ZM168 131V130H167ZM177 131V130H176ZM175 131V132H176ZM179 131V130H178ZM207 131V130H206ZM48 132V131H47ZM58 132H60V131H58ZM107 132V131H106ZM117 132V131H116ZM120 132V131H119ZM147 132V131H146ZM189 132V131H188ZM217 132V131H216ZM99 133H100V131H99ZM103 133V132H102ZM122 133H123V131H122ZM122 133H121V135H122ZM136 133H138V132H136ZM214 133V132H213ZM42 134V133H41ZM51 134V133H50ZM55 134V133H54ZM59 134V133H58ZM124 134V133H123ZM43 135V134H42ZM103 135V134H102ZM116 135H117V133H116ZM135 135V134H134ZM45 136V135H44ZM99 136V135H98ZM174 136V135H173ZM177 136V135H176ZM190 136V135H189ZM203 136V135H202ZM219 136V135H218ZM50 137V136H49ZM58 137V136H57ZM60 137V136H59ZM89 137V136H88ZM87 137V138H88ZM103 137V136H102ZM101 136H100V138H102ZM111 137V136H110ZM124 137V136H123ZM217 137V136H216ZM36 138V137H35ZM44 138V137H43ZM55 138V137H54ZM113 138V137H112ZM185 138V137H184ZM218 138V137H217ZM220 138V137H219ZM39 140H40V138H38ZM52 139H53V137H52ZM57 139V138H56ZM61 139V138H60ZM65 139V138H64ZM90 139H92V138H89V140ZM105 139H106V137H105ZM118 139H119V136H118ZM141 139V138H140ZM69 140V139H68ZM113 140V139H112ZM121 140V139H120ZM130 140V139H129ZM154 140V139H153ZM200 140H202V139H200ZM215 140H217V139H215ZM44 141V140H43ZM49 141V140H48ZM64 141V140H63ZM63 141H62V143H63ZM91 141V140H90ZM93 141V140H92ZM97 141V140H96ZM103 141V140H102ZM105 141V140H104ZM114 141V140H113ZM115 141H116V139H115ZM119 141V140H118ZM158 141V140H157ZM227 141H229V140H227ZM255 141V142H256ZM34 142H35V140H34ZM39 142V141H38ZM56 142V141H55ZM61 142V141H60ZM160 142V141H159ZM163 142H165L164 141V139H163ZM50 143V142H49ZM48 143V144H49ZM66 143V142H65ZM69 143V142H68ZM72 143V142H71ZM88 143V142H87ZM98 143V142H97ZM96 143V144H97ZM103 144H104V142H102ZM116 143V142H115ZM120 143V142H119ZM130 143V142H129ZM191 143V142H190ZM222 143V142H221ZM42 144V143H41ZM47 144V145H48ZM56 144V143H55ZM59 144V143H58ZM61 144V143H60ZM75 144H77V143H75ZM95 144V145H96ZM101 144V143H100ZM110 144V143H109ZM118 144V143H117ZM136 144V143H135ZM167 144V143H166ZM165 144V145H166ZM253 144H255V143H253ZM38 145V144H37ZM36 145V146H37ZM46 145V144H45ZM44 145V146H45ZM62 145V144H61ZM60 145V146H61ZM71 145V144H70ZM83 145V144H82ZM111 145V144H110ZM122 145V144H121ZM120 145V146H121ZM126 145V144H125ZM203 145V144H202ZM50 146V145H49ZM53 146V145H52ZM65 146V145H64ZM69 146V145H68ZM68 146H66V147H68ZM98 146V145H97ZM114 146V145H113ZM117 146V145H116ZM115 146V147H116ZM138 146V145H137ZM164 146V145H163ZM167 146V145H166ZM209 146V145H208ZM87 147H88V145H87ZM118 147V146H117ZM146 147V146H145ZM193 147V146H192ZM50 148V147H49ZM59 148V147H58ZM61 148V147H60ZM76 148V147H75ZM111 148V147H110ZM120 148V147H119ZM126 148V147H125ZM136 148V147H135ZM168 148V147H167ZM10 149V148H9ZM65 149V148H64ZM84 149V148H83ZM87 149V148H86ZM89 149V148H88ZM95 149V148H94ZM106 149V148H105ZM218 149V148H217ZM258 149V148H257ZM11 150V149H10ZM62 150V149H61ZM82 150V149H81ZM80 150V151H81ZM116 150V149H115ZM118 150V149H117ZM133 150V152H134V149H132ZM169 150V152H170V149H168ZM179 150V149H178ZM227 150H228V148H227ZM231 150V149H230ZM8 151V150H7ZM46 151V150H45ZM50 151V150H49ZM53 151V150H52ZM84 151H85V149H84ZM96 151H98V150H96ZM113 150H110V152H112ZM119 151V150H118ZM117 151V152H118ZM124 151V150H123ZM129 151V150H128ZM127 151V152H128ZM233 151V150H232ZM254 151V150H253ZM259 151V150H258ZM57 152V151H56ZM66 152V153H65ZM63 151V152H61L62 154L63 153H65L66 155H71V154H75L76 153V151H70V149L69 150H66V151ZM93 152H94V150H93ZM99 152V151H98ZM97 152V153H98ZM109 152V151H108ZM116 152V153H117ZM126 152V151H125ZM138 151H137V149H136V152H135V154L137 153ZM142 152V151H141ZM144 152V151H143ZM194 152V151H193ZM214 152V151H213ZM46 153V152H45ZM49 153H51V152H49ZM53 153V152H52ZM96 153V152H95ZM115 153V152H114ZM162 153V152H161ZM168 153V152H167ZM205 153V152H204ZM214 153H216V152H214ZM249 153V152H248ZM3 154V153H2ZM8 154V153H7ZM17 153H15V155H16ZM31 154V153H30ZM60 154V153H59ZM80 154V153H79ZM87 154H88V152H87ZM131 154V153H130ZM129 154V155H130ZM217 154V153H216ZM235 154V153H234ZM22 155H24L25 157H23ZM56 155V154H55ZM58 155V154H57ZM97 155V154H96ZM126 155V154H125ZM140 155V154H139ZM165 155V154H164ZM209 155V154H208ZM248 155V154H247ZM21 156V157H20ZM52 156V155H51ZM62 156V155H61ZM64 156V155H63ZM82 156V155H81ZM112 156V155H111ZM115 156V155H114ZM114 156H113V158H114ZM137 156V155H136ZM168 156H170V155H168ZM172 156V155H171ZM246 156V155H245ZM260 156V155H259ZM258 156V157H259ZM7 157V156H6ZM21 159H20V158ZM125 157V156H124ZM141 157H143V156H141ZM152 157V156H151ZM217 157V156H216ZM240 157V156H239ZM249 157V156H248ZM251 157V156H250ZM13 158H14V156H13ZM17 158H19V159H17ZM57 158V157H56ZM112 158V157H111ZM112 158V159H113ZM119 158H121V157H119ZM131 158V157H130ZM139 159H140V157H138ZM144 158H146V157H144ZM166 158V157H165ZM213 158V157H212ZM215 158V157H214ZM220 158V157H219ZM222 158V157H221ZM104 159V158H103ZM125 159V158H124ZM127 159V158H126ZM153 159H154V157H153ZM173 159V158H172ZM183 159V158H182ZM115 160V159H114ZM129 160V159H128ZM135 160H137V159H135ZM148 160V159H147ZM222 160V159H221ZM225 160V159H224ZM251 160V159H250ZM6 161V160H5ZM109 161H110V159H109ZM117 161V160H116ZM126 161V160H125ZM162 161V160H161ZM174 161V160H173ZM214 161V160H213ZM217 161V160H216ZM215 161V162H216ZM252 161V160H251ZM104 162V161H103ZM129 162V161H128ZM144 162H146V161H144ZM214 162V163H215ZM264 162V161H263ZM6 163V162H5ZM13 163V162H12ZM102 163V162H101ZM105 163V162H104ZM112 163V162H111ZM137 163V162H136ZM139 163V162H138ZM147 163V162H146ZM167 163V162H166ZM205 163V162H204ZM236 163V162H235ZM235 163H233V164H235ZM251 163V162H250ZM2 164V163H1ZM0 164V165H1ZM103 164V163H102ZM131 164V163H130ZM143 164V163H142ZM262 164V163H261ZM89 165V167L87 168V166ZM174 165V164H173ZM177 165V164H176ZM175 165V166H176ZM178 165H180V164H178ZM206 165V164H205ZM213 165V164H212ZM252 165V164H251ZM250 165V166H251ZM8 166V165H7ZM14 166V165H13ZM12 166V167H13ZM53 166L55 167V166H59L58 167V169H53ZM102 166V165H101ZM112 166V165H111ZM115 166V165H114ZM119 166V165H118ZM127 166V165H126ZM130 166V165H129ZM142 166V165H141ZM215 166V165H214ZM237 166V165H236ZM4 167V166H3ZM110 167V166H109ZM125 167V166H124ZM136 167H138V164H137V166ZM197 167V166H196ZM243 167H244V165H243ZM263 167V166H262ZM19 168V167H18ZM17 168V169H18ZM26 168V167H25ZM37 168V167H36ZM114 168V167H113ZM127 168H128V166H127ZM135 168V167H134ZM143 168V167H142ZM162 168V167H161ZM200 168V167H199ZM233 168H235L234 166H233ZM258 168V167H257ZM13 169V168H12ZM11 169V170H12ZM35 169V168H34ZM104 169V168H103ZM108 169V168H107ZM116 169V168H115ZM141 169V168H140ZM174 169V168H173ZM178 169V168H177ZM225 169V168H224ZM230 169H232V168H230ZM10 170V169H9ZM21 170H22V168H21ZM30 170V169H29ZM39 170V169H38ZM101 170V169H100ZM100 170H98V171H100ZM157 170V169H156ZM163 170V169H162ZM180 170V169H179ZM2 171H3V169H2ZM19 171H20V169H19ZM102 171V170H101ZM100 171V172H101ZM107 171H109V169L107 170ZM106 171V172H107ZM140 171V170H139ZM191 171V170H190ZM239 171V170H238ZM4 172V171H3ZM31 172V171H30ZM42 172H39V173H42ZM110 172H112V171H110ZM133 172H134V170H133ZM143 172V171H142ZM154 172V171H153ZM163 172V171H162ZM161 172V173H162ZM171 172V171H170ZM210 172V171H209ZM240 172V171H239ZM250 172V171H249ZM19 172H17V174H18ZM108 173V172H107ZM116 173H118V172H116ZM161 173H159L160 175H161ZM164 173V172H163ZM177 173V172H176ZM175 173V174H176ZM182 173V172H181ZM190 173V172H189ZM208 173V172H207ZM3 174V173H2ZM34 174V173H33ZM42 174V175H43ZM104 174V173H103ZM121 174H122V172H121ZM164 174H166V173H164ZM218 174V173H217ZM216 174V175H217ZM31 175V174H30ZM46 175V176H47ZM102 175V174H101ZM104 175H106V174H104ZM109 175H110V173H109ZM168 175V174H167ZM180 175H182V174H180ZM202 175V174H201ZM4 176H6V175H4ZM25 176V175H24ZM23 176V177H24ZM32 176V175H31ZM115 176V175H114ZM128 176V175H127ZM170 176V175H169ZM183 176V175H182ZM200 176V175H199ZM215 176V175H214ZM258 176V175H257ZM9 177V176H8ZM19 177V176H18ZM22 177V176H21ZM37 177V176H36ZM40 177V176H39ZM117 177V176H116ZM174 177H175V175H174ZM178 177V176H177ZM201 177V176H200ZM205 177V176H204ZM203 177V178H204ZM210 177V176H209ZM213 177V176H212ZM218 177V176H217ZM13 178H14V176H13ZM97 178H99V177H97ZM127 178V177H126ZM153 178V177H152ZM161 178V177H160ZM165 178V177H164ZM181 178H183V177H181ZM206 178V177H205ZM204 178V179H205ZM11 179V178H10ZM9 179V180H10ZM20 179V178H19ZM35 179H37V178H35ZM47 179V178H46ZM100 179V178H99ZM141 179V178H140ZM209 179V178H208ZM220 180H218V186H219V188H218V190H219V192H221V194L218 192V190H217V188H216V191L215 192H213L214 193V195L216 196L217 195V199L219 200L218 202H219V204L220 205H224V204H226V201L228 202V201H230V200H232L233 202V205H232V208L233 207H235V212H234V219L236 220V223H239L240 224V226H239V224H237V231H238V237H239V239L238 240H236L235 242H237V243H246L247 242V240L249 241V244L255 249V254L256 255H258V256H260L261 258H263L264 259V213L263 214H260L261 215V217H262V219L260 220V221H255V220H253V223H254V225L252 224V226H254V228H255V233H254V235H252L251 233L247 236L246 234H244V230H243V224H242V222L245 220V214L246 215H248V218H246V220L248 221V222H250L251 221V215H253L254 213H255V211L257 210V208L258 207H255L254 206V204L253 203H250L249 202V204H248V202L246 201V199H245V197H243V195H242V193H239V192H234L233 190H236L235 188H233V189H231L230 190V187H232V184H233V181L232 180H230V179H226V177L225 178H222V177H220L219 178ZM244 179V178H243ZM4 180V179H3ZM38 180V179H37ZM113 180V179H112ZM114 180H116V179H114ZM125 180V179H124ZM133 180V179H132ZM153 180V179H152ZM155 180V179H154ZM174 180V179H173ZM186 180V179H185ZM195 180V179H194ZM211 180V179H210ZM237 180V179H236ZM259 180V179H258ZM16 181V180H15ZM22 181V180H21ZM98 181V180H97ZM118 181V180H117ZM134 181V180H133ZM169 181H171L170 179H169ZM175 181V180H174ZM217 181V180H216ZM245 181V180H244ZM27 182V181H26ZM31 182V181H30ZM35 182V181H34ZM69 182V183H68ZM102 182V181H101ZM105 182H107V183H105ZM114 182V181H113ZM124 182V181H123ZM176 182H177V180H176ZM182 182V181H181ZM193 182V181H192ZM201 182V181H200ZM235 182V181H234ZM9 183V182H8ZM48 183V182H47ZM97 183V182H96ZM109 183V184H108ZM135 183V182H134ZM158 183V182H157ZM182 183H184V181L182 182ZM187 183V182H186ZM190 183V182H189ZM194 183V182H193ZM202 183V182H201ZM206 183V182H205ZM215 183V182H214ZM7 184V183H6ZM33 184V183H32ZM42 183H34L33 185H41ZM44 184V183H43ZM101 184H103V188L102 189H100L101 187H100V185ZM149 184V183H148ZM155 184V183H154ZM161 184H162V182H161ZM12 185V184H11ZM15 185V184H14ZM19 185H20V183H19ZM23 185V184H22ZM30 185V184H29ZM47 185V184H46ZM52 185H54V186H52ZM69 185H66V186H69ZM127 185V184H126ZM129 185V184H128ZM127 185V186H128ZM132 185V184H131ZM130 185V186H131ZM136 185V184H135ZM139 185V184H138ZM144 185V184H143ZM143 185H142V187H143ZM170 184H169V182H167V183H164V185L162 186L163 188H165V187H167V186H169ZM2 186V185H1ZM4 186V185H3ZM52 186V187H51ZM117 186V185H116ZM126 186V187H127ZM133 186V185H132ZM158 185L156 184V187H157ZM178 186V185H177ZM194 186V185H193ZM192 186V187H193ZM204 186V185H203ZM205 186H207V185H205ZM18 187V186H17ZM20 187V186H19ZM27 187V186H26ZM63 187V188H62ZM153 187V186H152ZM175 187V186H174ZM200 187H202V186H200ZM239 187V186H238ZM23 188V187H22ZM28 188H30V187H28ZM37 188V187H36ZM35 187H34V190L36 189ZM39 188V187H38ZM42 188H43V186H42ZM45 188V187H44ZM129 188H131V187H129ZM140 188V187H139ZM179 188V187H178ZM181 188H183V187H181ZM198 188H199V185H198ZM207 187H205V188H203V190L201 191V194H199L201 197H199L200 199H202V201L205 199V196H208V194H209V191L210 190H208V189H206ZM262 188V187H261ZM12 189V188H11ZM66 189V188H65ZM70 189V188H69ZM162 189V188H161ZM166 189V188H165ZM24 190V189H23ZM45 190V189H44ZM44 190H43V192H44ZM48 190V189H47ZM129 190V189H128ZM131 190V189H130ZM134 190H136V189H134ZM139 190V189H138ZM146 190V189H145ZM151 190H153V189H151ZM167 191H169V192H171L172 193V197H173V199H171V195L169 194V192H166V193H168V195H169V198H168V206H171V203L173 202V204L174 205H177L178 203H179V201H177V199L176 198H178V197H174L175 195H176V193H174L173 192V190L174 189H172V188H168L167 187V189H166ZM171 190V191H170ZM191 190V189H190ZM5 191V190H4ZM17 191V190H16ZM20 191V190H19ZM31 191V190H30ZM50 191V190H49ZM54 191V190H53ZM57 191V190H56ZM137 191V190H136ZM141 191H142V189H141ZM148 191V190H147ZM155 191V190H154ZM161 191V190H160ZM181 191V190H180ZM193 191V190H192ZM233 191V192H232ZM237 191V190H236ZM241 191H243L242 189H241ZM0 192H3L2 190L0 191ZM7 192V191H6ZM10 192H12V191H10ZM32 192V191H31ZM30 192V193H31ZM39 192V189H37L35 192H33L34 193V195H35V197H32V196H28L29 198H27V190L25 191V193H24V196L28 199V200H26V201H24L23 203H24V205L25 206H27V204H28V206L30 207V208H27V209H31L32 210V212L31 213H33L34 215H33V218H34V220L36 221L37 220V222L39 223V224H46V225H48L52 230H53V232H54V234L52 233V235L54 236V242L57 244L56 246H59L60 244H62V242L63 243H65L66 241L67 242H73V241H77L78 242V234H79V230L78 229H80L81 231L80 232H83L84 233V235L82 236V239L80 240V242L81 241H83L84 243H86L89 239H96V240H98L97 242H103V244L102 245H98L97 247H93V246H91V245H89L88 246V248H90V249H92L93 250V252H95V253H97L98 255H99V259H101V263H103V264H133V262L132 261H129V259H127V258H131V257H135V259L137 260V258L139 259V257H142L141 256V250L143 249H140V248H138V246L141 244V241H143V239H137V240H134L133 241V243L132 244H130L129 245V252L127 251L128 249H126V247H127V245H128V242L130 241L129 239V237L130 236H128V233L127 232H122L121 234H118V233H116V234H112L111 232H109V233H103L101 236H100V233H98V231H97V227L95 226V224H93V222H90V225H89V223H88V226H90V228H87V227H85V226H83V224H81L80 223V218H81V215L84 213V212H86V209H84L83 210V208H81L80 210H77V212H78V214L77 213H75V211H74V205L73 204H66V207L68 208V212H66V210L65 211H63L62 209L60 210L59 208H57V206H58V204L57 203H59V204H61V202H63V199L64 198H62L61 196H60V198L59 197H57V198H55V199H53V196H52V199L53 200H45V201H47V203H48V205L44 202V200H40L39 198L41 197L40 196V192ZM42 192V193H43ZM113 192V193H114ZM137 192H139V191H137ZM143 192V191H142ZM195 192H197V191H195ZM21 193V192H20ZM29 193V192H28ZM38 194V196H40V197H38L37 196V194ZM49 193H51V192H49ZM70 193V192H69ZM68 193V194H69ZM72 193V192H71ZM74 193V192H73ZM123 193V192H122ZM129 193V192H128ZM144 193V192H143ZM153 193V192H152ZM162 193V192H161ZM193 194H195V196L197 195L196 193H194V192H192ZM212 193V194H213ZM243 193H244V191H243ZM253 193H254V191H253ZM47 194V193H46ZM53 194V193H52ZM60 194V193H59ZM67 194V195H68ZM75 194V193H74ZM74 194H73V196H74ZM78 194V193H77ZM81 194V193H80ZM142 194V193H141ZM147 194V193H146ZM149 194V193H148ZM158 194V193H157ZM163 194V193H162ZM161 194V195H162ZM192 194V195H193ZM225 194V195H224ZM226 194H227V196H226ZM7 195V194H6ZM11 195V194H10ZM63 195V194H62ZM65 195V194H64ZM71 195V194H70ZM79 195V194H78ZM127 195V194H126ZM159 195V194H158ZM246 195V194H245ZM248 195V194H247ZM246 195V196H247ZM1 196V195H0ZM15 196V195H14ZM20 196V195H19ZM47 196V195H46ZM76 196V195H75ZM108 196V195H107ZM106 196V197H107ZM122 196H124V195H122ZM132 196V195H131ZM135 196V195H134ZM137 196V195H136ZM155 196V195H154ZM165 196V195H164ZM194 196V195H193ZM253 195H251V197H252ZM4 197H5V195H4ZM10 197V196H9ZM43 197V196H42ZM77 197H79V196H77ZM110 197V196H109ZM142 197H144V195L142 196ZM162 197V196H161ZM189 197V196H188ZM249 197V196H248ZM1 198V197H0ZM11 198V197H10ZM16 198V197H15ZM51 198V197H50ZM68 198V197H67ZM186 198V197H185ZM191 198V197H190ZM6 199V198H5ZM4 199V200H5ZM25 199V198H24ZM61 199V200H60ZM78 199V198H77ZM80 199V198H79ZM84 199V198H83ZM88 199V198H87ZM98 199V198H97ZM144 199H146V198H144ZM196 199V198H195ZM253 199H254V197H253ZM10 200V199H9ZM91 200V199H90ZM122 200V199H121ZM136 200V199H135ZM139 200H140V198H139ZM165 200V199H164ZM167 200V199H166ZM191 200V199H190ZM189 200V201H190ZM208 200H210L209 198L207 199V201ZM214 200V199H213ZM14 201V200H13ZM18 201V200H17ZM27 201H28V203H27ZM76 201V200H75ZM78 201V200H77ZM82 201V200H81ZM118 201V200H117ZM116 201V202H117ZM141 201V200H140ZM160 201H162V200H160ZM188 201V202H189ZM211 201V200H210ZM215 201V200H214ZM249 201V200H248ZM253 201V200H252ZM259 201V200H258ZM45 203L46 205H44L45 207H47V208H45V209H43V207L44 206H42L41 205V203ZM65 202H67V201H65ZM110 202V201H109ZM112 202H114V201H112ZM115 202V203H116ZM137 202V201H136ZM142 202V201H141ZM145 202V201H144ZM157 202V201H156ZM155 202V203H156ZM185 202H187V201H185ZM1 203V202H0ZM10 203H11V201H10ZM43 203V204H44ZM71 203V202H70ZM82 203V202H81ZM103 203V202H102ZM107 203V202H106ZM118 203V202H117ZM158 203H160L159 201H158ZM190 203H191V201H190ZM206 203V202H205ZM214 203V202H213ZM78 204H79V201H78ZM83 204V203H82ZM88 204V203H87ZM95 204V203H94ZM100 204V203H99ZM144 204V203H143ZM182 204H184V203H182ZM196 204V203H195ZM195 204H194V206H195ZM259 204V203H258ZM258 204H256L257 206H258ZM3 205V204H2ZM5 205V204H4ZM20 205V204H19ZM96 205V204H95ZM105 205H107V204H105ZM110 205V204H109ZM125 205V203H121L120 204V206H124ZM127 205H129V204H127ZM145 205V204H144ZM149 205V204H148ZM147 205V206H148ZM154 205V204H153ZM197 205V204H196ZM204 205V204H203ZM210 205V204H209ZM1 206V205H0ZM7 206V205H6ZM27 206V207H28ZM84 206V205H83ZM88 206V205H87ZM89 206H91V205H89ZM93 206V205H92ZM91 206V207H92ZM132 206V205H131ZM139 206V205H138ZM146 206V207H147ZM215 206V205H214ZM226 206V205H225ZM2 207V206H1ZM0 207V208H1ZM64 207V206H63ZM65 207V208H66ZM78 207H79V205H78ZM94 207V206H93ZM97 207H99L98 205H97ZM155 207V206H154ZM160 207H161V205H160ZM173 207V206H172ZM189 206H187V208H188ZM201 207H202V205H201ZM204 207V206H203ZM213 207V206H212ZM24 208V207H23ZM61 208V207H60ZM121 208V207H120ZM136 208V207H135ZM139 209L141 208V207H138ZM165 207L163 206V209H164ZM170 208V207H169ZM186 208V211L188 210ZM197 208V207H196ZM205 208V207H204ZM209 208V207H208ZM207 208V209H208ZM25 209V208H24ZM88 209V208H87ZM92 209V208H91ZM115 209H117V207L115 208ZM142 209V208H141ZM151 209V208H150ZM159 209V208H158ZM198 209H200V208H198ZM206 209V210H207ZM214 209V208H213ZM5 209H3V211H4ZM7 210V209H6ZM6 210H5V213H6ZM114 210V209H113ZM130 210V209H129ZM143 210V209H142ZM157 210V209H156ZM161 210V209H160ZM181 210V209H180ZM204 210V209H203ZM233 210H234V208H233ZM246 210H247V212H246ZM261 210V209H260ZM96 211V210H95ZM105 211H106V209H105ZM131 211V210H130ZM161 211H164V210H161ZM191 211V210H190ZM201 211V210H200ZM200 211H199V213H200ZM222 211V210H221ZM104 212V211H103ZM116 212V211H115ZM118 212H120V211H118ZM117 212V213H118ZM139 212V211H138ZM141 212V211H140ZM192 212V211H191ZM194 212V211H193ZM202 212V211H201ZM211 212V211H210ZM212 212H213V210H212ZM217 212V211H216ZM97 213V212H96ZM123 213V212H122ZM154 213V212H153ZM220 213V212H219ZM0 214H1V212H0ZM125 214V213H124ZM145 214H147V213H145ZM149 214H151V213H149ZM159 214V213H158ZM165 214V213H164ZM188 214H190V213H188ZM227 214V213H226ZM6 215V214H5ZM27 215V214H26ZM117 215V214H116ZM115 215V216H116ZM126 215V214H125ZM179 215V214H178ZM192 215V214H191ZM193 215H195V214H193ZM213 215V214H212ZM215 215H216V213H215ZM233 215V214H232ZM4 216V215H3ZM13 216V215H12ZM35 216V217H34ZM83 216V215H82ZM118 216H120L119 214H118ZM133 216V215H132ZM141 216V215H140ZM139 216V217H140ZM147 216V215H146ZM153 216V215H152ZM158 216V215H157ZM174 216V215H173ZM184 216V215H183ZM197 216V215H196ZM199 216V215H198ZM204 216V215H203ZM29 217H31V216H29ZM93 217H94V215H93ZM92 217V218H93ZM98 217V216H97ZM96 217V218H97ZM130 217V216H129ZM144 217V216H143ZM219 217V216H218ZM221 217V216H220ZM232 217V216H231ZM17 218V217H16ZM15 218V219H16ZM102 218V217H101ZM127 218H128V216H127ZM141 218H142V216H141ZM171 218V217H170ZM174 218V217H173ZM193 218V217H192ZM195 218V217H194ZM202 218V217H201ZM250 218V219H249ZM10 218H7L6 220L7 221H9V222H11L12 223V220L10 219ZM14 219V218H13ZM18 219V218H17ZM24 219V218H23ZM81 219H83V218H81ZM90 219H91V217H90ZM107 219H108V217H107ZM121 219V218H120ZM126 219V218H125ZM124 219V220H125ZM133 219H134V217H133ZM190 219V218H189ZM188 219V220H189ZM196 219V218H195ZM199 219V218H198ZM214 219V218H213ZM218 219V218H217ZM220 219V218H219ZM254 219V218H253ZM258 219V218H257ZM1 220H2V217H1ZM0 220V221H1ZM85 220V219H84ZM93 220V219H92ZM113 220H114V216H113ZM116 220V219H115ZM154 220H157V218L156 219H154ZM176 220V219H175ZM184 220V219H183ZM223 220H225V219H222V221ZM94 221V220H93ZM102 221V220H101ZM121 221V220H120ZM123 221V220H122ZM144 221V220H143ZM159 221V220H158ZM162 221H164L163 219H162ZM179 221V220H178ZM187 221V220H186ZM185 221V222H186ZM199 221V220H198ZM215 221V220H214ZM3 222H5V221H3ZM26 223H27V220L25 221ZM82 222V221H81ZM86 222V221H85ZM96 222H97V220H96ZM123 222H125V221H123ZM145 222V221H144ZM149 222V221H148ZM161 222V221H160ZM172 222V221H171ZM175 222V221H174ZM73 224V227H77L78 229V233L77 232H72V231H70L71 229H73V228H70V225L69 226H67L68 224ZM101 223V222H100ZM120 223V222H119ZM132 223V222H131ZM130 223V224H131ZM135 223H136V221H135ZM140 223V222H139ZM151 223V222H150ZM164 223H165V221H164ZM202 223H203V221H202ZM224 223H226L225 221H224ZM228 223H229V221H228ZM246 223V222H245ZM3 224V223H2ZM17 225H9V224H7V226H6V228H7V233H6V239H8V240H19V239H21L22 237H21V235H22V233L20 232V230H21V228H22V224H20L19 223V221H17V223H16ZM99 224V223H98ZM111 224V223H110ZM130 224H128V225H130ZM176 224V223H175ZM207 224V223H206ZM208 224H210V223H208ZM207 224V225H208ZM241 224L243 225V226H241ZM0 225H1V223H0ZM6 225V224H5ZM97 225V224H96ZM127 225V226H128ZM152 225V224H151ZM192 225V224H191ZM204 225H205V223H204ZM225 225V224H224ZM228 225V224H227ZM230 225V224H229ZM249 225H250V223H249ZM3 226H4V224H3ZM48 226H46L47 227V229H48ZM112 226V225H111ZM116 226V225H115ZM138 226H140V225H138ZM25 227V226H24ZM102 227V226H101ZM109 227V226H108ZM117 227V226H116ZM122 227V226H121ZM134 227H135V225H134ZM168 227V226H167ZM182 227V226H181ZM206 227H208V226H206ZM82 228V229H81ZM99 228V227H98ZM112 228V227H111ZM132 228V227H131ZM142 228V227H141ZM145 228V227H144ZM159 228V227H158ZM169 228V227H168ZM172 228V227H171ZM180 228V227H179ZM221 228V227H220ZM229 228V227H228ZM100 229V228H99ZM98 229V230H99ZM127 229V228H126ZM125 229V230H126ZM170 229V228H169ZM181 229V228H180ZM197 229V228H196ZM211 229V228H210ZM215 229V228H214ZM2 230V229H1ZM34 230V229H33ZM104 230V229H103ZM114 230V229H113ZM153 230V229H152ZM177 230V229H176ZM190 230V229H189ZM225 230V229H224ZM226 230H228L227 228H226ZM225 230V231H226ZM236 230V229H235ZM23 231V230H22ZM147 231V230H146ZM149 231V230H148ZM154 231H155V229H154ZM153 231V232H154ZM166 231V230H165ZM175 231V230H174ZM1 232V231H0ZM3 232V231H2ZM30 233H33V231H32V227H31V231H29ZM46 232V231H45ZM49 232V231H48ZM101 232H103V231H101ZM106 232V231H105ZM119 232H120V229H119ZM138 232V231H137ZM162 232V231H161ZM177 232V231H176ZM179 232V231H178ZM195 232V231H194ZM215 232H216V230H215ZM221 232V231H220ZM230 232V231H229ZM232 232V231H231ZM132 233V232H131ZM134 233V232H133ZM132 233V234H133ZM139 233V232H138ZM158 233V232H157ZM159 233H160V231H159ZM164 233V232H163ZM196 233V232H195ZM24 234V233H23ZM169 233H167L166 235L167 236H169L168 235ZM192 234V233H191ZM201 234V233H200ZM208 234V233H207ZM219 234V233H218ZM218 234H216V236L218 235ZM2 235V234H1ZM0 235V236H1ZM138 235V234H137ZM140 235V234H139ZM147 235V234H146ZM160 235V234H159ZM158 235V236H159ZM172 235V234H171ZM211 235V234H210ZM22 236H24V235H22ZM132 236V235H131ZM151 236V235H150ZM161 236V235H160ZM173 236V235H172ZM188 236V235H187ZM204 236H205V233H204ZM233 236V235H232ZM139 237V236H138ZM145 237V236H144ZM149 237V236H148ZM190 237V236H189ZM196 237H198V236H196ZM212 237V236H211ZM224 237V236H223ZM226 237V236H225ZM1 238V237H0ZM3 238H5V237H3ZM145 238H147V237H145ZM168 238V237H167ZM176 238V237H175ZM184 238H186V237H184ZM199 238V237H198ZM202 238V237H201ZM25 239V238H24ZM28 239V238H27ZM44 239V238H43ZM134 239V238H133ZM132 239V240H133ZM149 239V238H148ZM218 239V238H217ZM3 240V239H2ZM34 240V239H33ZM40 240H41V238H40ZM40 240H39V242H40ZM131 240V241H132ZM155 240H157V238L155 239ZM154 240V241H155ZM165 240V239H164ZM164 240H163V242H164ZM167 240V239H166ZM168 240H169V238H168ZM176 240V239H175ZM177 240H179V239H177ZM196 240V239H195ZM230 240V239H229ZM44 241H45V239H44ZM47 241V240H46ZM86 241V242H85ZM90 241V240H89ZM150 241V240H149ZM152 241V240H151ZM170 241V240H169ZM169 241H167V242H169ZM223 241V240H222ZM18 242V241H17ZM21 242V241H20ZM52 242V241H51ZM66 242V243H67ZM79 242V243H80ZM83 242H81V243H83ZM93 242V241H92ZM156 242V241H155ZM185 242V241H184ZM188 242V241H187ZM206 242H207V240H206ZM206 242H205V244H206ZM209 242V241H208ZM0 243H3V241L2 242H0ZM6 243V242H5ZM14 243V242H13ZM19 243V242H18ZM28 243H29V240H28ZM80 243V244H81ZM83 243V244H84ZM96 243V242H95ZM144 243V242H143ZM147 243H148V241H147ZM146 243V244H147ZM151 243V242H150ZM153 243V242H152ZM173 243V242H172ZM176 243V242H175ZM182 243V242H181ZM212 243V242H211ZM16 244V243H15ZM30 244H32V243H30ZM79 244V245H80ZM145 244V245H146ZM149 244V243H148ZM157 244V243H156ZM169 244H171L170 242H169ZM188 244V243H187ZM197 244H199V243H197ZM6 245V244H5ZM20 245V244H19ZM88 245V244H87ZM9 246V245H8ZM16 246V245H15ZM24 246V245H23ZM65 246V245H64ZM76 246V245H75ZM82 246V245H81ZM95 246V245H94ZM167 246V245H166ZM168 246H170V245H168ZM184 246V245H183ZM191 246V245H190ZM195 246V245H194ZM231 246V245H230ZM20 247V246H19ZM27 248V250H28V246H26ZM30 247V246H29ZM66 247H71V244H70V246H66ZM140 247V246H139ZM142 247V246H141ZM146 247L147 248H149V247H151V246H149V245H146ZM158 247H159V245H158ZM176 247V246H175ZM200 247V246H199ZM212 247V246H211ZM236 247V246H235ZM5 248V247H4ZM6 248H7V246H6ZM25 248V247H24ZM65 248V247H64ZM152 248V247H151ZM171 248V247H170ZM174 248V247H173ZM196 248V247H195ZM15 249H16V247H15ZM69 249V248H68ZM75 249H76V247H75ZM124 249H126V251L128 252H124L123 250ZM144 249H145V247H144ZM161 249V248H160ZM178 249H180V248H178ZM183 249V248H182ZM186 249V248H185ZM184 249V250H185ZM191 250H193L192 248H190ZM205 249V248H204ZM204 249H202V250H204ZM231 249V248H230ZM238 249V248H237ZM14 250V249H13ZM21 250V249H20ZM70 250V249H69ZM72 250V249H71ZM78 250V249H77ZM83 250V249H82ZM81 250V251H82ZM207 250V249H206ZM17 251V250H16ZM26 251V250H25ZM61 251V252H60ZM63 250L62 249H60L59 250V252H60V259L62 260V262L64 263V264H66L68 261L66 260V257L64 256V254H63V252H62ZM80 251V250H79ZM78 251V252H79ZM80 251V252H81ZM87 251V250H86ZM145 251V250H144ZM143 251V252H144ZM150 251V250H149ZM165 251V250H164ZM178 251V250H177ZM180 251H182V250H180ZM179 251V252H180ZM205 251V250H204ZM238 251V250H237ZM29 252H30V250H29ZM69 252V251H68ZM72 252V251H71ZM70 252V253H71ZM152 252H153V250H152ZM189 252V251H188ZM193 252V251H192ZM203 252V251H202ZM211 252H213V251H211ZM219 252V251H218ZM217 252V253H218ZM229 252V251H228ZM232 252V251H231ZM18 253V252H17ZM166 253V252H165ZM186 253V252H185ZM185 253H183V254H185ZM208 253V252H207ZM233 253H234V251H233ZM239 253V252H238ZM8 254V253H7ZM68 254V253H67ZM74 254V253H73ZM93 254V253H92ZM150 254H151V252H150ZM159 254V253H158ZM177 254V253H176ZM201 254V253H200ZM214 254V253H213ZM236 254V253H235ZM242 254V253H241ZM5 255V254H4ZM29 255V254H28ZM63 255V258L61 257ZM68 255H70V254H68ZM83 255V254H82ZM90 255H91V253H90ZM97 255V256H98ZM182 255V254H181ZM188 255H190L189 253H188ZM196 255V254H195ZM1 256V255H0ZM6 256V255H5ZM9 256V255H8ZM80 256V255H79ZM148 256V255H147ZM168 256V255H167ZM176 256V255H175ZM179 256V255H178ZM185 256V255H184ZM221 256V255H220ZM222 256H224V258L226 257L225 255H222ZM221 256V257H222ZM231 256V255H230ZM237 256V255H236ZM4 257V256H3ZM10 257V256H9ZM78 257V256H77ZM88 257V256H87ZM91 257V256H90ZM94 257H96V256H94ZM153 257V256H152ZM151 257V258H152ZM155 257V256H154ZM192 257V256H191ZM193 257H194V255H193ZM217 257V256H216ZM228 257V256H227ZM241 257V256H240ZM244 257V256H243ZM254 257V256H253ZM12 258V257H11ZM29 258V257H28ZM73 258V257H72ZM145 258H146V256H145ZM144 258V259H145ZM157 258H159V257H157ZM163 258H164V256H163ZM166 258V257H165ZM174 258H176V257H174ZM188 258H190V257H188ZM212 258V257H211ZM213 258H215V257H213ZM231 257H229V259H230ZM260 258V259H261ZM9 259V258H8ZM71 259V258H70ZM88 259V258H87ZM86 259V260H87ZM91 259H93V258H91ZM134 259V258H133ZM149 259V258H148ZM170 259H171V257H170ZM180 259H183V258H180ZM194 259V258H193ZM207 259V258H206ZM218 259H220V258H218ZM222 259V258H221ZM226 259V258H225ZM256 259V258H255ZM74 260V259H73ZM76 260V259H75ZM80 260V259H79ZM85 260V259H84ZM94 260V259H93ZM125 260H127V261H125ZM143 260V259H142ZM153 260V259H152ZM192 260V259H191ZM208 260H210V259H208ZM215 260V259H214ZM233 260V259H232ZM236 260V259H235ZM237 260H239V259H237ZM244 260V259H243ZM250 260V259H249ZM95 261V260H94ZM135 261V260H134ZM141 260L139 259V260H137V264L138 263H142V261L140 262ZM161 261V260H160ZM178 261V260H177ZM221 261V260H220ZM251 261V260H250ZM249 261V262H250ZM259 261V260H258ZM261 261V260H260ZM259 261V262H260ZM263 261V260H262ZM58 262V261H57ZM69 262H71V261H69ZM73 262V261H72ZM83 262V261H82ZM97 262H99L98 261V259H97ZM96 262V263H97ZM144 262V261H143ZM170 262V261H169ZM180 262V261H179ZM185 262H187V260L185 261ZM191 262V261H190ZM199 262V261H198ZM215 262H217V261H215ZM225 262V261H224ZM229 262H230V260H229ZM237 262V261H236ZM245 262V261H244ZM29 263V262H28ZM89 263V262H88ZM93 263V262H92ZM92 263H90V264H92ZM145 263H146V261H145ZM152 263V262H151ZM168 263V262H167ZM183 263V262H182ZM192 263V262H191ZM200 263V262H199ZM198 263V264H199ZM210 263V262H209ZM221 263V262H220ZM255 263V262H254ZM80 264V263H79ZM84 264V263H83ZM87 264V263H86ZM100 264V263H99ZM135 264V263H134ZM150 264V263H149ZM162 264V263H161ZM174 264H175V262H174ZM186 264V263H185ZM224 264V263H223ZM226 264V263H225ZM229 264V263H228ZM232 264V263H231ZM238 264V263H237ZM260 264V263H259Z\"/></svg>",
	"mask_w": 264,
	"mask_h": 264
}]
</instances>
